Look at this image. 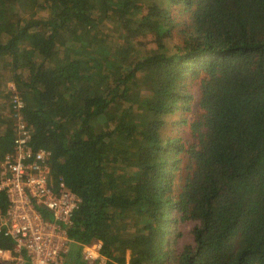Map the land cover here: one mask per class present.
<instances>
[{
  "label": "trees",
  "instance_id": "trees-1",
  "mask_svg": "<svg viewBox=\"0 0 264 264\" xmlns=\"http://www.w3.org/2000/svg\"><path fill=\"white\" fill-rule=\"evenodd\" d=\"M0 70L80 199L63 264H264V19L243 0H0Z\"/></svg>",
  "mask_w": 264,
  "mask_h": 264
},
{
  "label": "built area",
  "instance_id": "built-area-1",
  "mask_svg": "<svg viewBox=\"0 0 264 264\" xmlns=\"http://www.w3.org/2000/svg\"><path fill=\"white\" fill-rule=\"evenodd\" d=\"M10 89L17 122L12 152L0 161V192L7 206L0 212V235L11 249L0 248V264H63L71 247L67 228L80 199L50 175L49 152L30 146L31 134L21 113L23 104ZM46 215H48L46 217ZM99 244L87 246L84 258H97Z\"/></svg>",
  "mask_w": 264,
  "mask_h": 264
},
{
  "label": "rangeland",
  "instance_id": "rangeland-1",
  "mask_svg": "<svg viewBox=\"0 0 264 264\" xmlns=\"http://www.w3.org/2000/svg\"><path fill=\"white\" fill-rule=\"evenodd\" d=\"M243 1L247 4V6L249 7V9L251 10V12L253 13V15L255 17L264 19V0H243ZM22 4L23 3H20V5H19L21 10H23V5ZM223 8L224 7H220L219 8L218 16L220 15L221 10ZM112 33H113L114 36H117V31L116 30L113 31ZM18 72L22 73L21 71H18ZM9 73L10 72L8 70L7 71L0 70V77L4 80V84H6L5 86H7V89L5 90V88L1 86V81H0V91L2 92L1 97L2 96L7 97L8 96V92H9L8 89L9 88L11 89L12 87L13 88L15 87V84L9 79V75H8ZM191 92L193 93L194 96H196L195 90H192ZM135 93H138V91L136 90ZM0 109H2V105H1ZM2 111H4V114H8V112H7L5 107L2 109ZM183 129H186V128H183ZM65 260H64V262H65Z\"/></svg>",
  "mask_w": 264,
  "mask_h": 264
}]
</instances>
